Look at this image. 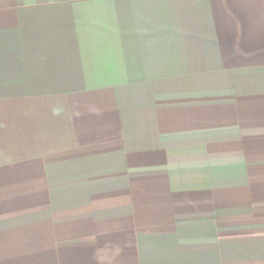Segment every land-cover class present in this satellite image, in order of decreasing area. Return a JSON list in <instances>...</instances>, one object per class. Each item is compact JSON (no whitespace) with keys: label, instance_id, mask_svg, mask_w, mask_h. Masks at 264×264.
<instances>
[{"label":"crops","instance_id":"0c3cea01","mask_svg":"<svg viewBox=\"0 0 264 264\" xmlns=\"http://www.w3.org/2000/svg\"><path fill=\"white\" fill-rule=\"evenodd\" d=\"M0 264H264V0H0Z\"/></svg>","mask_w":264,"mask_h":264}]
</instances>
